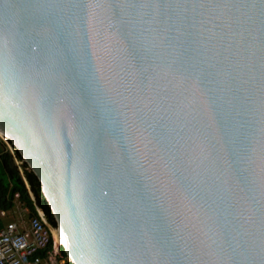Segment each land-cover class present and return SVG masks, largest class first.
Instances as JSON below:
<instances>
[{
	"label": "water",
	"instance_id": "1",
	"mask_svg": "<svg viewBox=\"0 0 264 264\" xmlns=\"http://www.w3.org/2000/svg\"><path fill=\"white\" fill-rule=\"evenodd\" d=\"M0 133L71 264H264V0H0Z\"/></svg>",
	"mask_w": 264,
	"mask_h": 264
},
{
	"label": "built area",
	"instance_id": "2",
	"mask_svg": "<svg viewBox=\"0 0 264 264\" xmlns=\"http://www.w3.org/2000/svg\"><path fill=\"white\" fill-rule=\"evenodd\" d=\"M30 198L34 200L30 194ZM19 219L0 226V264H64L56 230L44 212L35 206V215L14 195L13 213ZM51 248L49 249V246Z\"/></svg>",
	"mask_w": 264,
	"mask_h": 264
},
{
	"label": "trees",
	"instance_id": "3",
	"mask_svg": "<svg viewBox=\"0 0 264 264\" xmlns=\"http://www.w3.org/2000/svg\"><path fill=\"white\" fill-rule=\"evenodd\" d=\"M0 137L2 134L0 133ZM28 209V216H34L35 206L41 209L48 221L55 225L50 210L41 194L40 184L22 161L17 151L9 144L0 140V212L9 213L14 208V195ZM30 194L34 198H30ZM0 226H3L0 220ZM51 245L49 246V249ZM64 264H71L63 248L59 247Z\"/></svg>",
	"mask_w": 264,
	"mask_h": 264
},
{
	"label": "rangeland",
	"instance_id": "4",
	"mask_svg": "<svg viewBox=\"0 0 264 264\" xmlns=\"http://www.w3.org/2000/svg\"><path fill=\"white\" fill-rule=\"evenodd\" d=\"M0 140H2L3 142H5L1 137H0ZM15 219H17V220L19 219V213L18 212L13 213V211H12L11 213H6V215H4L2 217V221H4L5 223H7V222H13Z\"/></svg>",
	"mask_w": 264,
	"mask_h": 264
},
{
	"label": "crops",
	"instance_id": "5",
	"mask_svg": "<svg viewBox=\"0 0 264 264\" xmlns=\"http://www.w3.org/2000/svg\"><path fill=\"white\" fill-rule=\"evenodd\" d=\"M13 211V210H12ZM11 211V212H12ZM11 212H9V213H11ZM4 215H6V213H3V212H0V220L2 221V217L4 216ZM2 223H3V225L4 224H6L4 221H2ZM8 223V222H7Z\"/></svg>",
	"mask_w": 264,
	"mask_h": 264
},
{
	"label": "bare ground",
	"instance_id": "6",
	"mask_svg": "<svg viewBox=\"0 0 264 264\" xmlns=\"http://www.w3.org/2000/svg\"><path fill=\"white\" fill-rule=\"evenodd\" d=\"M2 138H3V135H2ZM59 241L61 242L60 238H59ZM62 243V242H61Z\"/></svg>",
	"mask_w": 264,
	"mask_h": 264
}]
</instances>
